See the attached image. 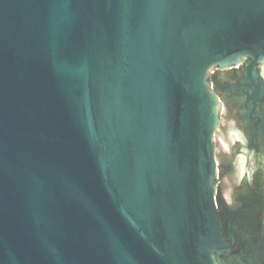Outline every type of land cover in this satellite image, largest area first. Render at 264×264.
I'll return each mask as SVG.
<instances>
[{"label": "water", "instance_id": "water-1", "mask_svg": "<svg viewBox=\"0 0 264 264\" xmlns=\"http://www.w3.org/2000/svg\"><path fill=\"white\" fill-rule=\"evenodd\" d=\"M264 60V0H0V264L220 258L211 67Z\"/></svg>", "mask_w": 264, "mask_h": 264}, {"label": "flooded vegetation", "instance_id": "flooded-vegetation-1", "mask_svg": "<svg viewBox=\"0 0 264 264\" xmlns=\"http://www.w3.org/2000/svg\"><path fill=\"white\" fill-rule=\"evenodd\" d=\"M208 83L219 109L214 141L223 149L215 154V206L232 244L220 258L244 252L247 261L264 264V60L216 66Z\"/></svg>", "mask_w": 264, "mask_h": 264}, {"label": "rangeland", "instance_id": "rangeland-1", "mask_svg": "<svg viewBox=\"0 0 264 264\" xmlns=\"http://www.w3.org/2000/svg\"><path fill=\"white\" fill-rule=\"evenodd\" d=\"M213 68L214 67H211V70H213ZM211 70L208 72V76H209V74H210V72H211ZM216 136L218 137V136H221V131L219 130V131H216ZM214 147H215V154H221L223 151V149H222V147H221V145L218 143V141L217 140H215L214 141ZM220 156H222V154L220 155ZM217 182V180L215 179V183ZM227 182H231L230 180H227ZM224 191H226L227 193H228V191L227 190H225L224 189Z\"/></svg>", "mask_w": 264, "mask_h": 264}]
</instances>
